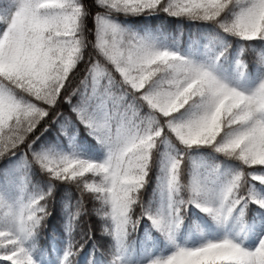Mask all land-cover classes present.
Returning <instances> with one entry per match:
<instances>
[{
	"label": "trees",
	"instance_id": "16d2710c",
	"mask_svg": "<svg viewBox=\"0 0 264 264\" xmlns=\"http://www.w3.org/2000/svg\"><path fill=\"white\" fill-rule=\"evenodd\" d=\"M16 1L0 0L1 18ZM39 1L25 2L14 29L0 22V264H146L213 241L241 243L245 255L200 251L193 264H248L264 231V164L222 149L241 125L189 142L179 135L188 106L165 114L153 103L190 82L195 65L210 67L239 82L264 124V0H56L45 30ZM220 97L208 93L204 108ZM129 166L141 179L130 200L120 185ZM168 176L172 242L152 224ZM194 185L209 197L227 190L218 215L193 206Z\"/></svg>",
	"mask_w": 264,
	"mask_h": 264
},
{
	"label": "rangeland",
	"instance_id": "374dc122",
	"mask_svg": "<svg viewBox=\"0 0 264 264\" xmlns=\"http://www.w3.org/2000/svg\"><path fill=\"white\" fill-rule=\"evenodd\" d=\"M25 2L27 0H17L16 8L11 10L8 17L3 19L0 16L2 32L8 31L10 28L14 29V26L16 27L18 25L20 17L24 13L23 6ZM55 3L56 0H40L35 9V13L40 17L41 22L38 23L35 20L44 30L50 28L49 21L55 20L54 11L57 6ZM111 5L113 6V4ZM30 21L35 24L33 18ZM103 29L105 30L104 27ZM162 55L163 53L161 52L158 57ZM5 68L6 61L2 59L0 62V74L5 71ZM193 70L195 76L190 82L184 84L176 93L168 95L163 99L158 98L154 101L153 104L156 109L160 113L167 114L181 109L183 105H187V111L191 113V116L187 119L186 129L183 132L179 130V135L182 139L194 143L213 139L219 133L221 125L224 123L230 126L241 125L239 132L231 139L228 138L226 146H223L222 149L233 145L241 150L240 152L245 162L264 164V124L254 119L255 113L257 112L254 110L258 109L255 100L253 101L248 97V93L245 94L243 92L239 87L238 81L235 85H229L227 79L223 75H220L221 72H217L214 68H200L195 65ZM217 91L221 93V97L214 98L204 108L203 104L208 97V93ZM247 106H250L251 111L246 108ZM183 133L185 136H183ZM231 133H236V130ZM126 140L128 142L126 143L125 151H128L131 149L133 139L126 138ZM106 165L105 163L103 166ZM108 174L110 177L109 189L111 190L115 185L116 179L121 176V171L115 170ZM115 176H117L116 179H114ZM164 179L161 215L156 217L152 224L156 229H163L167 242H172L175 239V228L177 224L173 221L169 209L172 201V183L174 179L173 176H168ZM140 180L137 172L131 166L127 167V169L125 168L120 185L123 193L127 195L129 200ZM195 187L194 185L191 190V203L193 206L206 214L218 215L227 195V190L220 188L212 197H209L205 191L203 192ZM112 198L115 199L116 203L120 202L119 196L112 195ZM120 209L122 210V205ZM120 215L121 217L123 216L122 211ZM239 245L241 243L232 245L223 241H213L203 245L201 249L190 247L186 250L178 247H170L163 249L160 255L152 254L149 259H144L143 261H147L146 264H173L174 261L175 264H193V260L188 256L197 255L200 251L204 252L203 255L205 258L213 256L215 260L235 256L242 258V255L245 254L239 251ZM23 258V253H18L12 257V260L15 263H19L23 261ZM247 261L248 264H264V231L255 238L254 245L249 250V254H247Z\"/></svg>",
	"mask_w": 264,
	"mask_h": 264
}]
</instances>
